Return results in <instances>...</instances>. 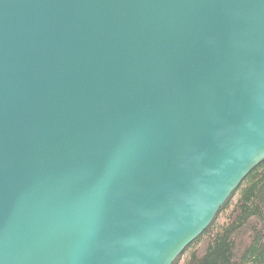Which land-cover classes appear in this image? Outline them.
I'll return each mask as SVG.
<instances>
[{"label":"water","instance_id":"water-1","mask_svg":"<svg viewBox=\"0 0 264 264\" xmlns=\"http://www.w3.org/2000/svg\"><path fill=\"white\" fill-rule=\"evenodd\" d=\"M264 160V0H0V264H172Z\"/></svg>","mask_w":264,"mask_h":264},{"label":"trees","instance_id":"trees-1","mask_svg":"<svg viewBox=\"0 0 264 264\" xmlns=\"http://www.w3.org/2000/svg\"><path fill=\"white\" fill-rule=\"evenodd\" d=\"M172 264H264V160Z\"/></svg>","mask_w":264,"mask_h":264}]
</instances>
